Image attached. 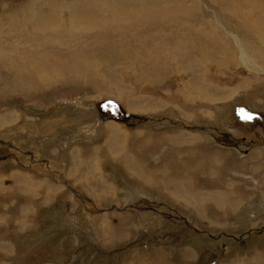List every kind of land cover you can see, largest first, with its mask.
<instances>
[{
	"label": "rangeland",
	"instance_id": "374dc122",
	"mask_svg": "<svg viewBox=\"0 0 264 264\" xmlns=\"http://www.w3.org/2000/svg\"><path fill=\"white\" fill-rule=\"evenodd\" d=\"M0 264H264V0H0Z\"/></svg>",
	"mask_w": 264,
	"mask_h": 264
},
{
	"label": "bare ground",
	"instance_id": "6f19581e",
	"mask_svg": "<svg viewBox=\"0 0 264 264\" xmlns=\"http://www.w3.org/2000/svg\"><path fill=\"white\" fill-rule=\"evenodd\" d=\"M121 15V14H120ZM119 15V16H120ZM116 17H118L117 16V13H116ZM121 18H122V16H121ZM119 19H120V17H119ZM33 21H32V23H33V26L35 27V28H37V29H43V27L44 26H46L45 24H44V22H43V15L40 13H36V14H33V19H32ZM23 56V55H22ZM33 57V56H32ZM41 60H38V62H40ZM31 62H33V59L32 60H30V61H28V65H27V67H26V69H25V73H24V77H28V80L30 81V82H34L36 79H37V77L36 76H38V78H41L42 76L39 74V72H38V70L36 69V67L34 66V64H30ZM34 63V62H33ZM45 65H46V63H45V60L44 61H42L40 64H39V68H45ZM37 66V65H36ZM56 68H58V67H56ZM54 70H55V66H54ZM33 71H36V73H34ZM42 71V70H41ZM48 71V70H47ZM59 71V70H58ZM56 73V72H55ZM49 74V73H48ZM52 74H53V72H52ZM23 75V74H22ZM47 75V74H46ZM45 75V76H46ZM52 77V76H51ZM55 77V76H54ZM20 79V78H19ZM24 79V78H23ZM41 79H43V78H41ZM27 80V79H26ZM46 81V80H45ZM49 84V83H48ZM110 127H112V128H116V127H114V125H111ZM108 128V127H107ZM112 135V134H111Z\"/></svg>",
	"mask_w": 264,
	"mask_h": 264
},
{
	"label": "crops",
	"instance_id": "0c3cea01",
	"mask_svg": "<svg viewBox=\"0 0 264 264\" xmlns=\"http://www.w3.org/2000/svg\"><path fill=\"white\" fill-rule=\"evenodd\" d=\"M83 170H85V169H83ZM215 172H216V171H215ZM87 179H89V178H87ZM234 197H238V196H235V195H234ZM241 197H243V196H241ZM234 205L237 206L238 204H234ZM111 206L118 207V206H116V204H115V205H111ZM113 209H114V208H113ZM113 209H112V210H113ZM112 210H110V209H108V210H104V213H105V212H106V213H107V212H112ZM100 212L103 213V211H100ZM118 212H119V211H118Z\"/></svg>",
	"mask_w": 264,
	"mask_h": 264
}]
</instances>
